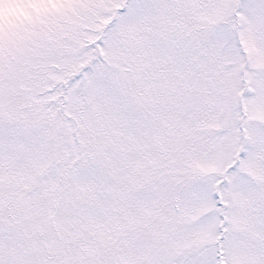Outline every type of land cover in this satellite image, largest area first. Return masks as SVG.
<instances>
[{
  "label": "snow or ice",
  "instance_id": "obj_1",
  "mask_svg": "<svg viewBox=\"0 0 264 264\" xmlns=\"http://www.w3.org/2000/svg\"><path fill=\"white\" fill-rule=\"evenodd\" d=\"M0 264H264V0H0Z\"/></svg>",
  "mask_w": 264,
  "mask_h": 264
}]
</instances>
